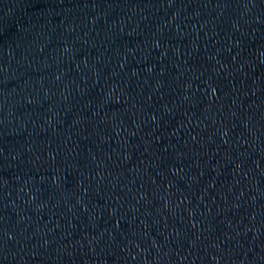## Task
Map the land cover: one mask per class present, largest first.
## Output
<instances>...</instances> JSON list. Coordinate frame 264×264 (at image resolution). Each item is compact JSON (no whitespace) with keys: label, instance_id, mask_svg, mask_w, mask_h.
<instances>
[{"label":"water","instance_id":"obj_1","mask_svg":"<svg viewBox=\"0 0 264 264\" xmlns=\"http://www.w3.org/2000/svg\"><path fill=\"white\" fill-rule=\"evenodd\" d=\"M0 264H264V0H0Z\"/></svg>","mask_w":264,"mask_h":264}]
</instances>
